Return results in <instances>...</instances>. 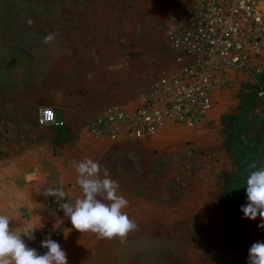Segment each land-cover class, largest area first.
Returning <instances> with one entry per match:
<instances>
[{
  "label": "crops",
  "instance_id": "obj_1",
  "mask_svg": "<svg viewBox=\"0 0 264 264\" xmlns=\"http://www.w3.org/2000/svg\"><path fill=\"white\" fill-rule=\"evenodd\" d=\"M38 1L39 5L30 0H0V214L9 216L15 226L25 224L22 210L31 219L53 216L47 211L46 189H62L74 201L80 197L73 161H83L92 151L104 149L77 125L76 118L84 115V109L104 103V98L90 100L86 93L104 90V74L113 60L120 62L117 70L121 73L126 66L131 65L130 70L142 67L137 64L140 59H150L138 52V46L149 44L153 36H145L144 40H149L144 42L137 38L138 23L154 34L177 18L170 0ZM5 2L11 9L4 19ZM42 18L48 20L55 36L49 44V60L42 58L40 49L36 54L22 52L28 36L34 43L38 40V36L29 35L30 22L35 24ZM118 43L123 47L106 55L104 45ZM26 56H30L27 67L39 78L28 86L23 82ZM261 63L264 71V54ZM259 84H264V73ZM254 91V86L236 80L233 92L214 97L213 108L201 127L182 130L171 126L158 135L167 161L184 151L186 142L196 151L193 177L188 183L185 180L183 193L177 191L176 197L140 196L134 178L119 179L111 165L104 164L102 168L119 184L118 194L128 200L123 211L137 228L123 239L109 240L98 239L91 232L81 234L70 224L59 243L68 263L151 264L154 249H158L151 243L157 220L161 236L181 237L182 242L185 237L198 238L192 245L176 246V255L171 258L175 264H246L250 245L264 240V230L257 228L259 218L242 219L240 211L246 203V177L254 170L249 165L264 166V121L246 118ZM43 107L53 109L64 126H39L37 111ZM174 141L181 146L176 155L168 149ZM119 143L112 149L121 163L145 164L149 158L141 157V148L127 147L129 141ZM204 237H208L206 261L201 250ZM172 249L165 248L166 260Z\"/></svg>",
  "mask_w": 264,
  "mask_h": 264
},
{
  "label": "built area",
  "instance_id": "obj_2",
  "mask_svg": "<svg viewBox=\"0 0 264 264\" xmlns=\"http://www.w3.org/2000/svg\"><path fill=\"white\" fill-rule=\"evenodd\" d=\"M171 59L143 90L131 107L111 104L89 120L92 139L108 150L122 140L130 143L151 140L171 126L194 130L204 124L214 97L232 87L236 80L255 87L254 103L247 120L264 121V84L261 58L264 54V0H192L185 23L165 32ZM37 124L61 128L64 121L50 107L37 111ZM74 203L48 196L47 211L53 214L37 225L29 223L11 229L34 237L29 247L40 254L41 241L49 237L60 243L70 221L62 205Z\"/></svg>",
  "mask_w": 264,
  "mask_h": 264
},
{
  "label": "rangeland",
  "instance_id": "obj_3",
  "mask_svg": "<svg viewBox=\"0 0 264 264\" xmlns=\"http://www.w3.org/2000/svg\"><path fill=\"white\" fill-rule=\"evenodd\" d=\"M45 2L48 0H44ZM94 1V0H90ZM172 1L169 6L176 11L177 18L171 20L170 25L167 27H163L158 32L151 34L150 29H146L145 27H139L136 30L137 38H140L143 42L148 41L144 40L145 36H149L151 38L153 36V39L149 41V44H141L138 46L140 49L138 52L143 55L145 54L147 58H150L148 61H142L140 63H137L138 65L141 64L142 67H138L136 70L131 69L130 66H126L125 70L121 73L118 72L117 68L118 65H120V62L118 60H113L110 63V69L107 70L104 74V90H99L98 92H90L86 93L88 94L90 100L92 97L104 98V103L97 106L96 108L92 109L90 106H88L87 109H84L85 112L84 116L85 118H80L81 116H78L76 120L79 124L87 131V124L89 120L96 114L98 110H100L102 107L111 105V104H117L121 105L124 108H131L135 106L139 102V97L141 95V92L149 85V83L155 79L159 71L167 66L171 59V55L168 49V45L165 40V32L168 28L173 27H180L183 26L185 23V17L186 12L191 6L192 0H170ZM31 3L39 5L38 0H30ZM54 1H51L53 3ZM12 3V2H11ZM64 0H57V4H63ZM11 9V6L8 2H5V6H3L1 15L5 19L9 10ZM139 18H141L139 16ZM33 21L30 22L29 27H31V32H29V35L34 34L35 36H38V40L34 43L32 42V36H28L29 41H26V45L22 52L25 54H36L37 51L40 49L41 52L44 54L42 58H45L46 60H49V44H44L43 37L48 35L49 33H52V29L49 28L50 24L47 19L42 18L35 24H33ZM33 24V25H32ZM31 25V26H30ZM35 25V26H34ZM34 26V27H33ZM39 42V43H38ZM122 43H118V45H104V51L106 55L108 53H114L117 52V49H119ZM150 53V57L149 54ZM140 55V56H141ZM43 61V60H42ZM30 62V56L25 57L24 62V76H23V82L28 86V84L32 85L33 82L38 81L39 78L35 77L34 74H32L33 69L29 66L27 67V64ZM48 62V61H44ZM42 63V62H41ZM108 63V61H107ZM128 63V62H127ZM146 64L147 69H146ZM47 79L45 77H42L41 80ZM101 81V78L100 80ZM238 83V82H237ZM234 85L236 82L233 83ZM100 89V86H99ZM224 92H233V85L232 87L222 90L218 94L224 93ZM215 95V96H216ZM88 113V114H87ZM87 114V116H85ZM82 119V120H80ZM182 130H185L181 128ZM88 133V131H87ZM89 135V133H88ZM90 137V135H89ZM158 137H155L151 140L142 141V142H134L127 144V147H134V148H141L140 155L145 158H147V155H149V158L152 163H149V158L145 162V164H141V162L136 163H130L128 162L125 164L124 162L121 163V161H118L116 156V150L114 151L112 148H109L106 150H96L92 151L93 153L89 154L88 159H93L95 161H99L101 166L104 164L111 165L110 170H113V174H115L116 177L122 180H127L128 178L132 179L134 178L135 182H137V193H140V196H146L151 197L152 199H159L161 198L162 194L164 196L168 197H176L177 191L183 193V188L186 185L185 180H188L187 183L191 180L193 177L192 172L194 170V155L196 151L192 149L189 145V143L186 142L184 144V151L179 152L177 154V149L180 150V144H177L176 141L171 142V145L169 144L168 149L171 148V150H175V158H170L169 161H167V158L165 157V148L161 146V139ZM90 139V138H89ZM92 139V138H91ZM160 139V140H159ZM93 141V140H92ZM94 142V141H93ZM120 144V143H118ZM189 145V146H188ZM125 146V145H124ZM188 156V157H187ZM139 159V158H138ZM140 160V159H139ZM143 162V160H141ZM121 163V164H120ZM146 165V166H144ZM119 168H118V167ZM122 166V167H120ZM111 176V175H110ZM76 190H73L75 192ZM179 194V195H180ZM24 215H21L24 222L29 223L31 225H37L38 223L45 220V217H39L36 218H29L22 210ZM41 218V219H40ZM23 226V224L21 225ZM153 236L151 238V243L154 247L158 249H154L153 257H152V263L151 264H175L174 259H171L172 257H175L176 255V246L185 244L192 245V241H198V238L193 237H185V242H182L183 238L177 237V236H161L160 235V228L159 221L154 220L153 222ZM20 227V226H19ZM170 232V231H169ZM171 233V232H170ZM80 240L84 238H75V240ZM96 240L95 238L92 239ZM202 242L204 244H201V250L202 252V258H204V261L208 259V237L201 238ZM189 245V246H190ZM173 246V253H167L169 256L168 260L165 259L164 250L166 247H172ZM206 253V254H204ZM187 259V258H186ZM187 263V262H186ZM69 264V263H68Z\"/></svg>",
  "mask_w": 264,
  "mask_h": 264
},
{
  "label": "clouds",
  "instance_id": "obj_4",
  "mask_svg": "<svg viewBox=\"0 0 264 264\" xmlns=\"http://www.w3.org/2000/svg\"><path fill=\"white\" fill-rule=\"evenodd\" d=\"M54 40L55 36L49 33L42 42L47 45ZM73 168L81 195L74 203H64L61 208L73 229L81 234L91 232L98 239L109 240L123 239L136 230V222L123 211L128 207V200L118 194V182L111 179L99 161H73ZM249 169L254 170H250L246 177V203L240 207V211L243 213L242 219L255 221L259 218L257 228L264 230V166L251 163ZM43 195L60 199L66 197V193L59 188L46 189ZM24 237L34 239L32 234L13 231L10 217L0 214V264H68L66 252L50 236L40 243V247L47 250L43 254L29 247ZM246 264H264V240L250 245Z\"/></svg>",
  "mask_w": 264,
  "mask_h": 264
}]
</instances>
